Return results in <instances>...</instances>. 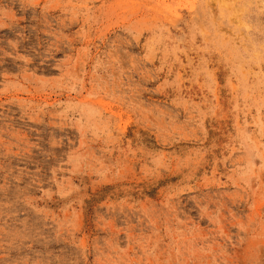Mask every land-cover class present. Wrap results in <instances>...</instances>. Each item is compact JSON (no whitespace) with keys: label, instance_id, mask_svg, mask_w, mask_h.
<instances>
[{"label":"rangeland","instance_id":"1","mask_svg":"<svg viewBox=\"0 0 264 264\" xmlns=\"http://www.w3.org/2000/svg\"><path fill=\"white\" fill-rule=\"evenodd\" d=\"M0 264H264V0H0Z\"/></svg>","mask_w":264,"mask_h":264}]
</instances>
